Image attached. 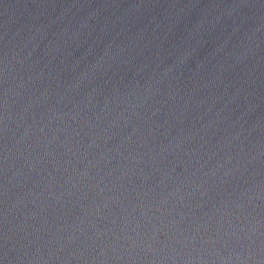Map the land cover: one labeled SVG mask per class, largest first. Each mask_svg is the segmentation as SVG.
<instances>
[{
  "label": "water",
  "instance_id": "obj_1",
  "mask_svg": "<svg viewBox=\"0 0 264 264\" xmlns=\"http://www.w3.org/2000/svg\"><path fill=\"white\" fill-rule=\"evenodd\" d=\"M0 264H264V0H0Z\"/></svg>",
  "mask_w": 264,
  "mask_h": 264
}]
</instances>
